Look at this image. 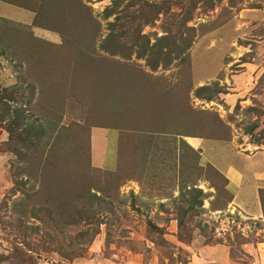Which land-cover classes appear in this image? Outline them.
I'll return each instance as SVG.
<instances>
[{"label": "rangeland", "instance_id": "rangeland-1", "mask_svg": "<svg viewBox=\"0 0 264 264\" xmlns=\"http://www.w3.org/2000/svg\"><path fill=\"white\" fill-rule=\"evenodd\" d=\"M77 1L97 27L90 43L94 48L108 32L107 22L114 15L124 17L129 33L144 34L149 45L158 37L177 38L179 34L188 37L189 44L166 68L158 66L150 71L143 58L132 54L128 60L117 57L125 64L124 69L114 72L110 68L111 74L107 73L109 69L97 70V60L73 54V48L66 46L60 35L67 27L56 24L60 9L50 14L57 9L56 4L48 1L43 13L48 22L44 26L33 25V11L7 6L10 19L6 23L0 19V93L5 90L3 100L8 106H4L7 114L0 120V264H186L201 245L220 243L228 246L231 259L246 260L240 246L245 242L259 245L264 240V231L260 230L264 226V192L263 217L255 223L231 199L224 198L227 186L224 189V183L213 178L210 167H215L200 149L187 142L192 136L181 138L197 154L183 142L178 143L179 136L174 141L168 134L172 144L163 143L161 138L156 144L154 139L145 143L141 138L147 133L138 137L135 130L144 127L146 121L160 119L161 125L156 128L174 127L175 133L183 126L185 112L199 114L207 125L205 135L214 131L220 138L213 139L232 143L236 155L258 154L261 159L264 0H116V6L114 0ZM73 5L64 1L60 15L69 10L72 13ZM108 5H112L114 14L103 18L102 11ZM75 15L82 20L78 13ZM186 27L191 29L186 31ZM87 31L90 40L92 29ZM124 35L129 41L131 34ZM78 45L87 51L89 41ZM96 53L100 55L99 50ZM214 82L220 92L211 100L194 96L196 86ZM128 91H133L136 98L135 94L128 96ZM257 93L261 94L260 101ZM115 96H119V102ZM247 107L254 110L247 111ZM15 109L20 110V116L13 115ZM135 111L141 117L134 115ZM25 121L44 128L43 144L39 146L43 151L55 131L67 128L62 135L70 137H64L59 148L66 151L69 165L81 160V154L75 153L82 145L81 153L88 163L86 174H65L68 179L78 177L83 185L69 188L71 195L67 188L64 199L53 197V191L62 195L63 187L53 185L49 177L40 178L39 173L31 177L30 171L20 169L16 153L21 150V142L14 137L10 140L8 134L9 130L18 131L16 125L22 126ZM114 124L128 130L110 127ZM203 127L199 125V129ZM94 128L105 132L114 129L115 149L118 136L123 141L128 136L136 144L135 152L128 151L129 158L119 163L118 179L113 175L115 164L108 169L101 162L93 165L90 159L91 133H95L96 152L100 150L96 139H103ZM81 158L85 160L84 154ZM232 159L239 164L235 157ZM101 164L103 167L98 168ZM52 177L60 180L61 173ZM193 187L204 193L198 197L201 204L183 211L190 206Z\"/></svg>", "mask_w": 264, "mask_h": 264}, {"label": "trees", "instance_id": "trees-1", "mask_svg": "<svg viewBox=\"0 0 264 264\" xmlns=\"http://www.w3.org/2000/svg\"><path fill=\"white\" fill-rule=\"evenodd\" d=\"M2 2L8 3V4H12V5H16L18 7L21 8H25L26 10H30L33 11V17H32V22L33 25L35 26H44L46 24V18H45V8L46 6H48V1L51 2L50 4H56V8L55 10L51 11V15L53 16L56 12V10L60 9L58 12V15L56 16V24L63 26L64 28L67 27V31L68 29H70L69 33L70 35L65 32L62 33V40L64 41V43L66 44V46H68V48H73L71 51L73 54L74 52L77 55H83L84 57H86L89 60H97L98 61V65L96 66L97 70L100 71H105L106 69H113L114 72L119 71V70H123L125 65L124 63L120 62L119 59H117V57H119L122 60H128L130 58V56L133 54L134 57L136 58H143L144 59V64H146V66L148 67V69L151 71L155 70L158 66L162 67V68H166L170 65V62L175 59V58H179L180 54H182V52L187 48L189 41L188 37L185 38V35H181L179 34L177 38H173V37H168V36H162V37H158L156 38V40L151 43L150 45L148 44V40L147 37L144 34H139L138 31L137 32H132L129 33L128 31H126V20L124 19V17L119 16V15H114V18L111 21L107 22V28H108V32L106 33V35L99 41L97 48H94L93 45H91L90 43L94 40L97 31H96V25H94V23H92V19L91 17L87 14L86 9L84 7V5L82 3H79L77 0H1ZM64 1L65 2H70L73 3L74 2V7H73V11L71 13V11L69 10L68 14H64L63 16L60 15L62 12V9H65L64 6ZM77 1V2H76ZM114 6L119 4V1L114 0V2H112ZM29 4L36 6V8L34 9L33 7L29 6ZM47 11V10H46ZM50 12V11H49ZM78 13L79 16H81L82 20L80 21L79 17L75 15ZM103 18H108L111 14H114L113 11V7L111 6H105L103 9ZM75 15V16H74ZM74 16V18H73ZM73 18V19H72ZM0 19L2 21H4V23L8 22L6 18H2L0 17ZM69 19H71L70 23L73 24L70 25L69 23ZM152 20V19H149ZM48 22V20H47ZM91 24H93L94 26L91 27ZM91 28L92 31L91 33L93 34L90 37L89 40V34L90 31H87L88 28ZM83 29L80 30V32H77L76 29ZM87 28V30H86ZM187 29H185L186 31L190 30L191 28L186 27ZM59 30V29H58ZM89 32V33H86ZM124 34H131V37L129 38V41L127 39H125V35ZM78 35V39L81 38L82 40L78 41V39H75L74 37ZM87 35V36H85ZM190 34L188 33V36ZM143 39V40H140ZM89 41V45H88V49L87 51H84L82 49V47H80V43H83L85 41ZM190 40V39H189ZM93 43V42H92ZM87 45V44H86ZM96 50H99L100 55H97ZM101 51V52H100ZM76 55V56H77ZM107 73H111L112 71H108ZM217 82H214L213 84H202V85H198L193 89V94L195 97L200 98V99H205V100H211L213 96H215L217 93H219V87L217 86ZM113 89V87H112ZM5 90H3L2 93H0V120H3V117L7 114L6 113V109L4 108V106L6 105V101L3 100L5 98ZM127 95H132L134 96V92L133 91H128L126 92ZM113 94V93H112ZM111 95V94H110ZM113 95H116V93H114ZM94 97L96 98L95 94ZM115 100H117V102L120 101L119 96H115ZM128 98V97H126ZM135 98H136V94H135ZM138 98V95H137ZM112 100V103H115L116 101ZM6 107L8 108V106L6 105ZM247 111H252L254 110V107H247L246 108ZM13 115H15L16 117L20 116V110L15 109L13 111ZM126 115V114H124ZM134 115H138V117L140 116V113H137V111L134 112ZM185 117L183 118V126L180 129H176L175 133L173 132V128L171 130L168 129H163V128H156L159 125H161L159 123V121H161L160 119H152L150 121H146L144 122L145 125L143 127L140 126L138 127V129L135 130V128L133 127H129L132 128L131 130H135L136 134L138 137H141V134L143 133H147V135H144L141 140L144 141L145 143L150 142L151 140L154 139V143H157L158 138H161L163 143H171V141L173 142V139L168 137V134L170 133L171 135H173L174 137V141L175 138H177L176 136H179L180 139L176 140L179 142H183L185 144V146L191 150V152L197 154L198 151L192 149V147L189 146L188 143H186L185 141H183V139L181 138L182 135L185 136H192V137H212V138H220L217 135H214V131L213 134L209 133L208 135L204 134V129L205 126H207L201 117H199V114H194V113H187L185 112ZM112 117L115 119H117V115L116 113L113 112ZM141 117V116H140ZM162 120L165 123H168L167 119H164L163 116H161ZM23 120V119H22ZM196 121V122H194ZM125 122H130L129 119H125ZM202 122V123H200ZM202 124L204 127L203 129H199V125ZM21 125V124H20ZM20 125H16V127L19 128L18 131H14L13 133L9 130L10 137L9 139L13 141V137L17 138L20 142H21V150H19V152L16 153V155L18 156V160L21 163V167L20 169H23L25 171H30L31 172V177L36 176V174L39 173L40 178L41 176H46L49 177L53 183V185H56V187L59 185V187L61 188V186L63 188H61L62 190V195H56L55 192L53 191L52 194L54 198H59V199H64L68 195H71L72 193H69L68 190L69 188H71L72 190L77 187H79L78 185L81 186V183L83 185V182L81 180H79L78 177H72L70 176V178L68 179V177L66 176L65 173L67 172H74L77 175H79L78 173H81V171H83L82 173L86 174V170L84 171V169L88 168V163L86 160V155L85 153H81L83 152V147L82 145L79 144L78 148H77V153H80L81 155L84 154L85 156V160L81 158L80 155V159L78 161L77 164L75 165H69L66 161L67 158V153L65 150H63L62 148V152L60 151L61 149L59 148L60 146H62L61 142L64 139V137H70L69 135L65 134L64 136L62 135L63 131H65L64 129L67 128H63V131H55L54 133V138L51 142L50 145H47V150L43 151V148L39 149V146L41 147V145L43 144V138H44V128L42 127L41 124H37L35 125L32 121H25L23 122L22 126ZM94 126H102V125H94ZM105 126V125H103ZM110 127H114V129H120L119 125H112ZM81 131L83 132V127H80ZM125 128H121V130L127 131L128 129ZM9 129V128H8ZM199 129V130H197ZM130 131V130H129ZM203 131V132H202ZM25 133V134H23ZM158 134V136L161 137H156L154 136L155 134ZM173 133V134H172ZM14 134V135H13ZM80 134V133H79ZM140 134V135H139ZM165 134L167 135L166 137L169 138V140L165 137L163 138V136H165ZM21 135V136H20ZM31 136V137H30ZM80 136V135H79ZM136 136V135H135ZM214 136V137H213ZM124 139H126V141L121 140V137L118 136V141L116 142V149H115V169L113 170V175H115V177H117V179L120 177L117 174V170L120 169L121 167H119V163L123 160L124 161V157H128V151L134 153L135 152V143L132 142V139L129 140L130 138H128V136H125ZM81 137H80V143H81ZM172 144V143H171ZM46 145V144H44ZM170 145V144H168ZM130 149V150H129ZM41 151H43L42 153L44 154L42 156ZM125 152L127 153V155H125ZM38 153H41L40 155H38ZM74 154V155H75ZM129 158V157H128ZM196 158V157H195ZM62 161L64 162V166L62 164ZM184 161L181 158V164H183ZM79 166V167H78ZM213 171V178L216 179V181H222L223 184V188H226V183L227 180L226 178L216 169H214L213 167H210ZM29 169V170H28ZM62 171L64 173H62ZM57 172L61 173V179L60 180H54L52 175L56 174ZM29 173V172H28ZM63 176V178H62ZM80 176V175H79ZM26 180V177L24 178L23 182ZM20 181V180H19ZM19 181H15L16 184ZM67 184V186H66ZM52 185V184H51ZM55 187V188H56ZM68 188V189H67ZM194 188V187H193ZM66 189H67V193H66ZM54 190V189H53ZM194 191L193 194H191V197L189 198V204L190 206L186 207L183 211H186L188 208L193 207L194 205H200L201 204V198L198 199V197L200 195H203L204 193L200 190V189H192ZM264 191H262L260 193V201H261V205L263 204L262 200H263V193ZM46 195L49 193H45ZM225 195L224 198L228 197V200L231 199L232 195L229 191H227V189H225L224 193ZM29 193L26 195V198L29 197ZM228 195V196H227ZM50 196V195H49ZM79 196V194H78ZM219 202V201H218ZM226 203V202H225ZM224 203V205H225ZM188 204V205H189ZM59 206H61L60 204H58ZM66 202L63 203L62 206L65 207ZM224 207V206H223ZM213 209H218V208H213ZM62 210V209H61ZM262 210H263V205H262ZM180 222L182 223L181 219L178 220V225L180 224Z\"/></svg>", "mask_w": 264, "mask_h": 264}, {"label": "crops", "instance_id": "crops-1", "mask_svg": "<svg viewBox=\"0 0 264 264\" xmlns=\"http://www.w3.org/2000/svg\"><path fill=\"white\" fill-rule=\"evenodd\" d=\"M7 6L11 5L0 0V17L10 19V14H6V10L7 12L10 11ZM255 96L260 101L261 94L257 93ZM260 102L264 104L262 101ZM92 130H96L95 132L102 134L103 137V139H96L100 146V150L96 152L95 139L92 138L95 133L92 134L90 131L92 151L90 159L93 165L101 162L104 164V168H113L115 164V130L112 128L105 129L106 132L100 128ZM187 140L190 146L200 149L202 156L208 160L207 162L212 164L226 178L227 189L232 195L230 202H234L243 214L252 217L255 223L260 222L263 217L260 193L264 191V154L261 155V159L258 154L241 157L235 154L234 145L224 140L203 137H187ZM226 153H229L230 156ZM233 157L239 161V164L234 163ZM102 164L98 168L103 167ZM260 230L264 231V226ZM262 239H264V236ZM259 243V245L258 242L256 244L251 242L242 244L240 248L244 252L243 256L246 260L239 262L230 258L228 246L221 243L214 244V246L203 244L188 258L186 264H264V240Z\"/></svg>", "mask_w": 264, "mask_h": 264}]
</instances>
